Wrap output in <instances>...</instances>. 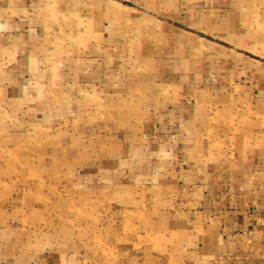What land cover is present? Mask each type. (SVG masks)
Segmentation results:
<instances>
[{"label":"crops","instance_id":"obj_1","mask_svg":"<svg viewBox=\"0 0 264 264\" xmlns=\"http://www.w3.org/2000/svg\"><path fill=\"white\" fill-rule=\"evenodd\" d=\"M78 1L76 9L67 3L60 6L67 11H53L54 0H0L2 98L11 106L38 101L52 87L67 90V105L85 106L87 114L71 108L67 120L89 125L94 106L107 111L104 121L117 131L104 137L114 141L86 145L120 153L106 166L111 178L103 188L114 191L115 213L127 212L130 226L146 223V238L182 237L183 254L171 263L264 264V0H210L209 11L202 1L189 6L217 23L208 36L194 20L186 30L174 26L163 10L184 6L180 0ZM81 20L93 31L81 30ZM59 37L98 42V54L72 50L66 63L65 76L77 74L79 86L58 80L60 55L49 42ZM106 89L117 116L104 106Z\"/></svg>","mask_w":264,"mask_h":264},{"label":"rangeland","instance_id":"obj_2","mask_svg":"<svg viewBox=\"0 0 264 264\" xmlns=\"http://www.w3.org/2000/svg\"><path fill=\"white\" fill-rule=\"evenodd\" d=\"M198 1L207 3L202 7L209 11L210 0H180L184 5L181 7L176 5L179 0H174L173 5L176 6L163 11L171 14L169 18L180 29L186 30L183 27L190 24L188 19L199 22L202 33L208 36L217 23L208 17V12H203L206 18L200 20L201 16L196 12L204 10L199 7H196V12L188 9ZM67 3H73L76 9L79 1L54 0L48 9L67 11V7H60ZM143 11L138 10V16L145 14ZM180 14L187 17L180 19ZM80 28L87 33L93 31L94 26L81 20ZM107 32L114 31L107 29ZM202 33L198 34L202 39L211 40ZM64 38L49 42V46L60 55L61 78L58 80L64 78L62 85L69 81L71 85L79 86L77 74L65 76L66 63L69 61V67L73 63L72 50H84V55L98 54V42H90L89 45V41H79V38H75L76 41ZM221 43L226 45L224 41ZM83 53L79 51L78 60ZM55 67L54 64L53 74ZM106 69L112 73L115 67L108 65ZM2 75L0 72V264H62L63 259L71 258L79 264H83L84 258H91L96 264H174L170 259L183 254V249L178 248L182 237L165 233L164 238L163 233L156 235L151 232L146 238V233H143L146 223L138 218V222L130 226L127 212L115 213L119 201L113 199L114 191L104 189V178H111L105 173L109 169L106 166L120 157V153L114 147L107 153L96 147L92 150L86 145L112 144L113 136L104 135L115 134L117 123L104 121L108 112L95 111L98 108L94 106L90 116L96 119L90 120L89 125L88 122L82 123L81 117L67 120L66 112H71V108L77 113H86L85 106L67 105L65 97H62L67 90L52 87L45 91L49 95L42 93L40 97L43 98L38 101L33 99L19 105H8L7 98H2ZM128 75L132 73H123L124 78ZM105 94L104 106L110 114L117 116V106H120L115 105L116 100L108 89ZM108 95H112L111 100ZM122 107L130 109L129 106ZM208 122L212 123L211 120ZM229 141L236 148L235 141Z\"/></svg>","mask_w":264,"mask_h":264}]
</instances>
